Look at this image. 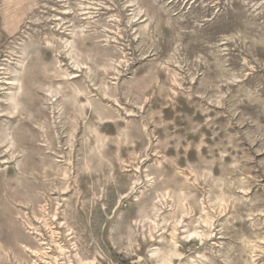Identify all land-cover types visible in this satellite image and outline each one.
Listing matches in <instances>:
<instances>
[{
	"label": "rangeland",
	"instance_id": "1",
	"mask_svg": "<svg viewBox=\"0 0 264 264\" xmlns=\"http://www.w3.org/2000/svg\"><path fill=\"white\" fill-rule=\"evenodd\" d=\"M157 260L264 264V0H0V264Z\"/></svg>",
	"mask_w": 264,
	"mask_h": 264
},
{
	"label": "bare ground",
	"instance_id": "2",
	"mask_svg": "<svg viewBox=\"0 0 264 264\" xmlns=\"http://www.w3.org/2000/svg\"><path fill=\"white\" fill-rule=\"evenodd\" d=\"M6 84V83H5ZM188 179H189V177H188ZM54 236V235H53ZM57 247H58V245H57ZM60 247V246H59ZM60 249V248H59ZM62 249V248H61ZM31 253V252H30ZM32 254H34L35 255V257H37L38 259H46L45 257H47L48 256V253L46 252V253H43V252H39V251H32ZM33 255V256H34ZM156 261V260H155ZM158 261V264H163V260L162 261H159V260H157ZM39 263V262H38ZM38 263H35V264H38ZM45 263H46V261H45ZM165 263V262H164ZM168 263V262H167ZM170 263V262H169ZM40 264V263H39ZM50 264V263H49ZM173 264V263H172Z\"/></svg>",
	"mask_w": 264,
	"mask_h": 264
}]
</instances>
